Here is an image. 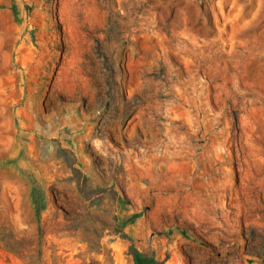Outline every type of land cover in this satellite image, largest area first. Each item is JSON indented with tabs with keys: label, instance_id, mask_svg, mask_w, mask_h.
Segmentation results:
<instances>
[{
	"label": "rangeland",
	"instance_id": "374dc122",
	"mask_svg": "<svg viewBox=\"0 0 264 264\" xmlns=\"http://www.w3.org/2000/svg\"><path fill=\"white\" fill-rule=\"evenodd\" d=\"M0 264H264V0H0Z\"/></svg>",
	"mask_w": 264,
	"mask_h": 264
}]
</instances>
